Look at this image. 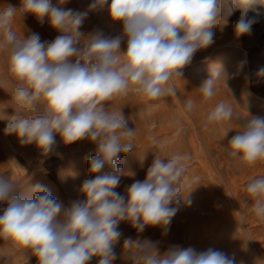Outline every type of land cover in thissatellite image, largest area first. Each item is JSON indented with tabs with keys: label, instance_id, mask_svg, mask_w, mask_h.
Segmentation results:
<instances>
[{
	"label": "clouds",
	"instance_id": "1",
	"mask_svg": "<svg viewBox=\"0 0 264 264\" xmlns=\"http://www.w3.org/2000/svg\"><path fill=\"white\" fill-rule=\"evenodd\" d=\"M105 5L110 18L123 24L126 51H120L122 36L109 37L101 30L89 34L78 48L88 10ZM231 6L232 12L241 10L235 31L244 35L257 22L248 12L261 15L264 0H231ZM88 10L64 9L52 0H21L20 7L9 4L0 10V50L9 51L10 71L21 82L13 98L35 113L11 115L5 132L22 144L35 143L45 154L53 150L57 134L65 145L84 139L97 145L88 160L94 178L80 189L85 199L67 207L45 185L21 188L0 176V203L7 202L0 215V238L29 250L38 264H88L93 257L99 258L98 264H113L122 221L138 232L147 226L168 230L185 194L190 157H154L146 178L134 181L126 196L121 195L115 191L123 175L119 160L135 146V129L128 128L121 111H108L105 102L130 90L151 100L175 95L169 82L182 77L198 50L214 43L212 28L222 11L220 0H93ZM18 13H32L41 23L47 17L60 34L51 42H42L36 33L19 39L11 28ZM259 74L264 75V69ZM220 81V72L214 70L197 91L210 100ZM193 107L194 101L188 100L185 109ZM232 118V107L221 101L207 114L205 126ZM240 128L229 141L228 155L248 164L264 160V118L251 117ZM245 191L254 200L255 215L264 220V177L252 179ZM123 247L135 249L134 264H236L234 257L211 248L197 252L177 245L160 256L154 243L130 237Z\"/></svg>",
	"mask_w": 264,
	"mask_h": 264
},
{
	"label": "rangeland",
	"instance_id": "2",
	"mask_svg": "<svg viewBox=\"0 0 264 264\" xmlns=\"http://www.w3.org/2000/svg\"><path fill=\"white\" fill-rule=\"evenodd\" d=\"M52 2L53 5L64 9L85 11L93 0H66L63 4H58V0H52ZM108 3L110 4L111 0H108ZM220 3L222 11L216 21L217 25L212 28L215 33L214 43L198 50L192 62L182 70V77L169 82L175 88V95L151 100L130 90L126 95H120L105 102L108 111H121L128 128L135 129V135L132 138L135 146L129 154L122 155L119 160L123 174L134 175L130 183L136 180L143 181L146 178L147 169L154 157L168 158L172 154L189 155L186 174L189 175L193 168L199 167V160L203 158V155L218 153L219 149L227 148L224 145H218L219 141L212 145L208 144L207 140L211 138L210 132L217 123L205 126L207 114L221 101L229 104L233 113L241 112L239 121L233 116L231 120L219 123L222 130L229 127L232 134L239 131L245 120L253 117L245 116L244 113L258 112V116L264 118V75L259 74V70L264 69V8L258 6L261 15L249 11L248 17L255 16L257 22L253 24L249 33L237 35L235 25L241 17V10L232 12L231 0H220ZM9 4L20 7L21 0H0V10ZM11 28L19 39L36 33L39 34L42 42H51L60 34L50 25L47 17L41 23L32 13H25L24 16L18 13L13 17ZM97 30H101L109 37L122 36L120 51H126L127 37L123 34V24L110 18L107 5L88 10V16L79 29L84 38H81L82 41L77 44V47L83 48V41ZM0 39H3L2 35ZM214 70L220 72L221 81L216 85V95L205 101L197 89ZM20 83L10 71L9 51L0 50V126L2 125L3 128H6L7 120L11 119V115L17 112L24 116L35 115L13 98L15 88ZM188 100L194 101V107L190 112L185 109ZM8 138H12L14 142L13 139L16 140L18 137L15 134H8ZM57 138H60L58 134L56 140ZM83 141L70 145L76 149ZM87 141L88 153L85 156L89 160L96 154L97 145L88 139ZM164 143L167 144L169 151L163 146ZM31 145L43 153L35 143ZM71 166L79 170L77 161H72ZM88 169L89 163L86 167L87 179L94 178ZM104 171L106 172L107 169ZM183 216L191 215L184 212ZM136 232L138 237L142 235V232L137 230ZM118 255L119 253H116L113 264H117ZM98 259L93 257L88 264H98Z\"/></svg>",
	"mask_w": 264,
	"mask_h": 264
},
{
	"label": "crops",
	"instance_id": "3",
	"mask_svg": "<svg viewBox=\"0 0 264 264\" xmlns=\"http://www.w3.org/2000/svg\"><path fill=\"white\" fill-rule=\"evenodd\" d=\"M239 115L241 112L233 113L238 121ZM244 115L254 117L259 114L248 112ZM2 128L1 125L0 176L21 188H30L37 183L45 185L51 195L65 207L72 201L85 199L80 189L87 179V139L73 149L72 145H65L61 138H57L53 150L45 154L31 144H22L18 138L12 142L5 128ZM228 128L222 130L217 123L210 132V140L206 138L210 145L219 141L218 145L227 148L219 149L218 153L203 155L199 167L193 168L186 175L183 181L185 194L181 196L179 210L167 231L161 226H147L138 237L136 229L129 222L122 221L118 225L122 236L114 246L115 252L119 253L117 264H134L131 254L135 249L123 247L128 237L154 243L160 256L179 245L184 248L193 247L197 252L209 248L223 251L234 257L236 264H264V220L255 215L252 210L254 200L245 191L246 184L252 179L264 177V160L248 164L231 158L228 145L237 132L232 134ZM166 145L164 143L163 146L169 151ZM72 161L78 162V171L71 166ZM194 177H198V180H193ZM132 178L134 175L130 173L123 174L115 191L126 196ZM188 200L191 201L190 205ZM6 207L7 202L0 203V215ZM184 212L191 216L184 217ZM0 264H38V259L11 239L0 238Z\"/></svg>",
	"mask_w": 264,
	"mask_h": 264
}]
</instances>
